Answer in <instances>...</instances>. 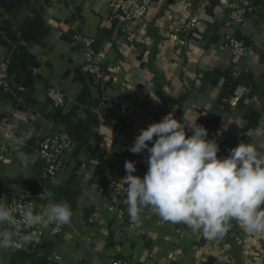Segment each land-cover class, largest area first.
<instances>
[{
	"label": "crops",
	"instance_id": "0c3cea01",
	"mask_svg": "<svg viewBox=\"0 0 264 264\" xmlns=\"http://www.w3.org/2000/svg\"><path fill=\"white\" fill-rule=\"evenodd\" d=\"M244 1L251 8L237 35L252 53L233 65L226 48L233 27L221 0H154L146 22L133 25L134 45L110 0H0V61L10 60L11 83L0 92V198L29 196L41 214L66 201L73 213L69 224L36 226L27 242L0 249V264H110L116 256L130 264H264V234L231 220L223 238L207 240L150 208L135 225L126 194L99 180L105 167L124 177L126 161L143 178L146 153L127 149L169 112L185 123L198 117L209 135L223 133L224 156L240 142L264 153V0ZM76 34L92 37L99 60L116 73L101 83L87 76ZM51 88L63 93V105L49 99ZM57 131L74 145L60 174L44 180L18 154H36L39 139Z\"/></svg>",
	"mask_w": 264,
	"mask_h": 264
},
{
	"label": "clouds",
	"instance_id": "9594fccd",
	"mask_svg": "<svg viewBox=\"0 0 264 264\" xmlns=\"http://www.w3.org/2000/svg\"><path fill=\"white\" fill-rule=\"evenodd\" d=\"M197 119L185 123L169 112L135 136L127 150L146 153L147 171L141 178L133 174L135 162H125L126 175L120 181L127 185L130 222L138 225L144 209L150 208L162 221L184 224L207 240L223 238L231 220L250 234H264V153L252 143L240 142L219 157L218 142L208 138ZM18 159L27 167L37 157L21 152ZM72 215L70 204L62 201L50 203L43 214L28 207L22 219L33 228L50 222L69 224ZM15 223L12 209L0 198V225ZM21 239L27 242L30 237ZM13 243V233L0 230V249Z\"/></svg>",
	"mask_w": 264,
	"mask_h": 264
},
{
	"label": "built area",
	"instance_id": "2783aa9c",
	"mask_svg": "<svg viewBox=\"0 0 264 264\" xmlns=\"http://www.w3.org/2000/svg\"><path fill=\"white\" fill-rule=\"evenodd\" d=\"M226 5L229 21L232 25V32L229 34L226 48L228 49L233 65L241 63L243 59L248 58L250 50L245 43L238 37L237 30L246 22L247 13L250 10L247 4L240 6L235 0H221ZM154 0H110L109 12L111 16L118 21L123 37L134 45L140 40L137 32L133 29V25H142L146 22L147 14ZM74 41L79 43L84 53V63L82 71L89 76L94 82L101 83L104 81L108 73H116L117 70L108 67L107 69L99 60V53L94 47V39L92 37L76 34ZM10 60L3 59L0 61V92H10ZM48 97L55 106L63 105L64 95L62 92L48 89ZM209 139H216L220 146L219 157H224V152L228 148L226 137L221 132H215L209 135ZM1 143V142H0ZM73 139L66 133L57 131L50 135L39 139L36 143V154L45 163L43 177L47 179L56 178L62 171L65 163L66 154L73 147ZM5 149H9L6 142H2ZM35 163V162H34ZM32 163V164H34ZM120 178H116L110 167H105L99 174L101 183L107 185L114 193L120 194L126 192L127 185H123ZM8 203V207L12 209L13 216L16 219L15 225H8L5 230L13 233L14 243H19L23 236L30 238L37 232L36 226L28 228L23 222V212L26 208L31 207L34 213H38L36 202L29 196H12ZM110 264H130V260L126 257L116 256Z\"/></svg>",
	"mask_w": 264,
	"mask_h": 264
},
{
	"label": "trees",
	"instance_id": "16d2710c",
	"mask_svg": "<svg viewBox=\"0 0 264 264\" xmlns=\"http://www.w3.org/2000/svg\"><path fill=\"white\" fill-rule=\"evenodd\" d=\"M35 155H36L37 159L34 163V167L36 169H39V172H37V174L39 175V177H42L44 180L45 179L49 180V179L43 177V172L45 169V163H44L43 159H41L39 156H37V154H35Z\"/></svg>",
	"mask_w": 264,
	"mask_h": 264
},
{
	"label": "rangeland",
	"instance_id": "374dc122",
	"mask_svg": "<svg viewBox=\"0 0 264 264\" xmlns=\"http://www.w3.org/2000/svg\"><path fill=\"white\" fill-rule=\"evenodd\" d=\"M235 2L237 3V4H239L240 6H243V5H245V4H247V7H249V8H251L250 7V3L248 2V1H244V0H235ZM225 5V4H224ZM225 7H226V5H225ZM239 37V36H238ZM245 43V42H244ZM245 45L248 47V49L250 50V52H249V56H250V54L252 53V51H251V48L245 43ZM248 56V57H249ZM247 59V58H246ZM245 59H243L242 61H244ZM0 134H1V129H0ZM0 142H1V140H0ZM1 144V143H0ZM114 193V192H113ZM116 194V193H115ZM126 194V192H122V193H120V194H116L117 196H123V195H125Z\"/></svg>",
	"mask_w": 264,
	"mask_h": 264
}]
</instances>
